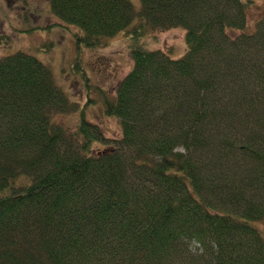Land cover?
<instances>
[{
  "label": "trees",
  "instance_id": "obj_1",
  "mask_svg": "<svg viewBox=\"0 0 264 264\" xmlns=\"http://www.w3.org/2000/svg\"><path fill=\"white\" fill-rule=\"evenodd\" d=\"M47 1L80 47L124 31L132 65L92 96L113 138L34 54L0 55V264H264V0ZM171 28L177 58L141 39Z\"/></svg>",
  "mask_w": 264,
  "mask_h": 264
},
{
  "label": "rangeland",
  "instance_id": "obj_2",
  "mask_svg": "<svg viewBox=\"0 0 264 264\" xmlns=\"http://www.w3.org/2000/svg\"><path fill=\"white\" fill-rule=\"evenodd\" d=\"M130 1L136 9L139 7V0ZM49 10L47 0H0V30L7 33V38L0 41V55L12 49L34 54L50 68L56 84L68 99L82 102L86 109L83 118L100 123L109 137L117 138L120 130L118 120L105 115L102 107H99L100 103L95 104L92 96L96 97L95 87L113 95L118 80L130 71L132 59L127 47L130 40L128 35L120 31L109 39L108 46L96 51L80 47L76 43L78 28L61 22ZM263 12V1L252 5L248 11V24L253 27L259 13ZM141 39L150 48L168 51L172 58L181 56L186 49L181 28L147 30ZM77 62L81 71L87 72L86 84H89L88 97L91 102H86L87 91L81 88V71H78L79 75L74 73ZM77 116L76 119H79L80 111ZM62 121L70 126L73 122L71 118ZM22 180L17 179L14 185H19ZM257 226L264 231L263 223H257Z\"/></svg>",
  "mask_w": 264,
  "mask_h": 264
}]
</instances>
